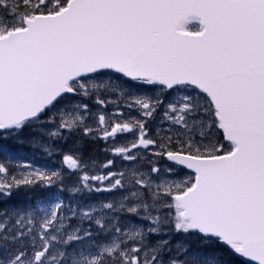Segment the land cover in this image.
I'll list each match as a JSON object with an SVG mask.
<instances>
[{
    "label": "snow or ice",
    "instance_id": "snow-or-ice-1",
    "mask_svg": "<svg viewBox=\"0 0 264 264\" xmlns=\"http://www.w3.org/2000/svg\"><path fill=\"white\" fill-rule=\"evenodd\" d=\"M0 264H264V0H0Z\"/></svg>",
    "mask_w": 264,
    "mask_h": 264
},
{
    "label": "trees",
    "instance_id": "trees-1",
    "mask_svg": "<svg viewBox=\"0 0 264 264\" xmlns=\"http://www.w3.org/2000/svg\"><path fill=\"white\" fill-rule=\"evenodd\" d=\"M101 158V157H100Z\"/></svg>",
    "mask_w": 264,
    "mask_h": 264
}]
</instances>
